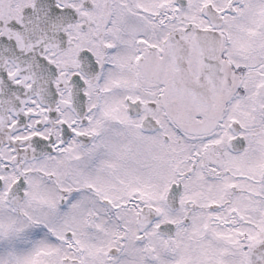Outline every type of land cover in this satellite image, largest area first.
I'll return each instance as SVG.
<instances>
[{"label":"snow or ice","instance_id":"6c2138e0","mask_svg":"<svg viewBox=\"0 0 264 264\" xmlns=\"http://www.w3.org/2000/svg\"><path fill=\"white\" fill-rule=\"evenodd\" d=\"M0 264H264V0H0Z\"/></svg>","mask_w":264,"mask_h":264}]
</instances>
